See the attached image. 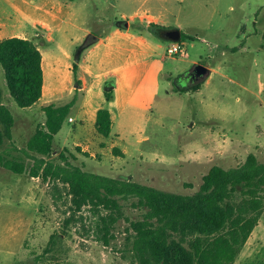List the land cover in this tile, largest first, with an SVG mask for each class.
Instances as JSON below:
<instances>
[{
  "label": "rangeland",
  "instance_id": "374dc122",
  "mask_svg": "<svg viewBox=\"0 0 264 264\" xmlns=\"http://www.w3.org/2000/svg\"><path fill=\"white\" fill-rule=\"evenodd\" d=\"M63 1L67 12L56 31L41 23L30 31L45 73L35 107L25 111L16 105L0 68L2 101L15 118L12 139H5L0 151L27 169L18 175L0 167V264H134L130 223L145 213L133 206L137 199L120 201L123 217L111 231L114 238L105 243L100 218L106 210L87 205L74 211L68 185L29 175L42 158L25 153L28 140L45 122L42 108L75 100L46 161L59 164L63 154L87 172L169 193L194 194L214 165L238 167L250 154L264 161V0ZM12 7L0 5V20L10 29ZM145 13L180 29L184 55H171L172 42L141 29L146 18L129 17ZM125 20L161 48L153 64L136 69V77L123 88L121 98L132 96L133 105L114 112L111 135L104 137L80 109L104 103L107 82L99 88L88 81V62L76 74L72 66L89 35H103ZM88 49L79 53V66ZM196 64L212 69L198 89L186 81L174 83ZM235 264H264V212Z\"/></svg>",
  "mask_w": 264,
  "mask_h": 264
},
{
  "label": "trees",
  "instance_id": "16d2710c",
  "mask_svg": "<svg viewBox=\"0 0 264 264\" xmlns=\"http://www.w3.org/2000/svg\"><path fill=\"white\" fill-rule=\"evenodd\" d=\"M143 27L150 32L163 28L152 23L141 29ZM182 41L181 33L179 42ZM96 42L92 41L83 50ZM77 58L72 66L74 74L79 69L80 57L77 55ZM0 68L10 97L18 107H32L42 98V54L32 40L17 37L2 40ZM201 84L192 88L196 90ZM114 87V82L106 83L103 93L107 102L115 98ZM74 104L75 100L42 108L45 122L28 140L25 150V153L42 156L29 169L31 177L42 176L68 185L74 211L87 205L97 211L106 210L108 213L100 218L105 243L114 238L111 231L123 217L120 201L137 199L133 206L145 213L141 220L130 223L134 264H235L264 212V161L250 154L238 167L225 169L214 165L192 195L169 193L130 179L87 172L69 163L63 154L59 164L48 162L43 157L53 153L55 136L69 118ZM0 124L1 146L5 139H12L15 124L11 110L2 101L1 88ZM95 129L104 137L110 136L112 119L107 108L98 109ZM114 151L119 152V149ZM0 167L18 175L27 172L23 162L9 159L6 152L1 151Z\"/></svg>",
  "mask_w": 264,
  "mask_h": 264
},
{
  "label": "crops",
  "instance_id": "0c3cea01",
  "mask_svg": "<svg viewBox=\"0 0 264 264\" xmlns=\"http://www.w3.org/2000/svg\"><path fill=\"white\" fill-rule=\"evenodd\" d=\"M6 3L13 6L12 13L14 16V24H12V28L10 29L0 20V42L4 39L13 37L33 41L30 37V31L36 23H41L49 29L54 28V31H56V29L59 28V24H61L60 22L64 20V15L67 12L66 7L68 6L63 0H39V3L35 2V4L33 0H31L30 3L25 0H0V5H5ZM134 15L141 19L146 18V26L152 23L165 27L163 24L159 23L160 20L157 17L150 13L141 15L132 14L129 17ZM124 18L126 19L127 16L124 15ZM148 18H151V20H148ZM34 43L36 44V42ZM160 48L161 46L159 44H154L148 36L133 31L130 27L121 30L114 24L112 29H109L108 32L103 35H100L98 41L93 46L89 47L86 55L82 58L79 69L83 72L86 63L88 62L91 64L90 68L86 69V71H90L89 76L86 78H88V81L91 79L96 87L100 88V85H103L106 82H114V88L116 90L115 98L113 101L107 102L104 97V103H101V105H97L92 109L89 108L88 110L80 109L82 116L89 115V117L92 118V122L95 124L98 109L105 107L110 111L113 126L114 112H122L128 105H133L132 96L124 101L121 98L123 88L125 89L127 82H131L133 77H136V73H134L136 69L138 70L143 66L153 64L154 56ZM210 70L212 73V69ZM128 71L130 74H126ZM81 79L86 83L88 82L83 76ZM111 79H114L115 81H110ZM86 88L87 85H84L83 91H86ZM104 89H102V92ZM39 101L37 103H39ZM37 103L35 105H37ZM35 105L24 109H27L25 111H29L35 107Z\"/></svg>",
  "mask_w": 264,
  "mask_h": 264
},
{
  "label": "water",
  "instance_id": "95a60500",
  "mask_svg": "<svg viewBox=\"0 0 264 264\" xmlns=\"http://www.w3.org/2000/svg\"><path fill=\"white\" fill-rule=\"evenodd\" d=\"M115 26H123L124 28H129V23L127 21H118L115 23ZM155 36H157L161 40H165L172 43H177L181 39V31L178 28H168L163 27L157 31H152ZM99 37L94 35H89L82 46H80V50L78 52V56L80 57V52L83 50L84 47L88 46L92 41H98ZM75 60H78L75 59ZM211 75V70L201 64H196L193 69H191L188 73L184 74L183 76L189 77V82L187 83V87L189 83H192V87L199 85L205 82ZM191 81V82H190ZM106 89V88H105Z\"/></svg>",
  "mask_w": 264,
  "mask_h": 264
},
{
  "label": "built area",
  "instance_id": "2783aa9c",
  "mask_svg": "<svg viewBox=\"0 0 264 264\" xmlns=\"http://www.w3.org/2000/svg\"><path fill=\"white\" fill-rule=\"evenodd\" d=\"M168 52L171 55H184V50L181 46V44L177 43H172L171 47L168 49ZM72 121V118L69 119Z\"/></svg>",
  "mask_w": 264,
  "mask_h": 264
},
{
  "label": "flooded vegetation",
  "instance_id": "af4514ba",
  "mask_svg": "<svg viewBox=\"0 0 264 264\" xmlns=\"http://www.w3.org/2000/svg\"><path fill=\"white\" fill-rule=\"evenodd\" d=\"M186 81L187 83L189 82V77L187 78L186 76H179L174 80V83H180V82ZM191 82V81H190Z\"/></svg>",
  "mask_w": 264,
  "mask_h": 264
}]
</instances>
